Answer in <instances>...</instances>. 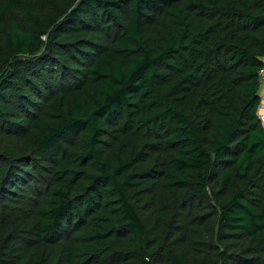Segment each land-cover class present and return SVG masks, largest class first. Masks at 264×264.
I'll list each match as a JSON object with an SVG mask.
<instances>
[{"label":"trees","instance_id":"trees-1","mask_svg":"<svg viewBox=\"0 0 264 264\" xmlns=\"http://www.w3.org/2000/svg\"><path fill=\"white\" fill-rule=\"evenodd\" d=\"M264 0H0V264H264Z\"/></svg>","mask_w":264,"mask_h":264},{"label":"rangeland","instance_id":"rangeland-1","mask_svg":"<svg viewBox=\"0 0 264 264\" xmlns=\"http://www.w3.org/2000/svg\"><path fill=\"white\" fill-rule=\"evenodd\" d=\"M260 82H261V79H260ZM261 83H264V81L261 82ZM263 98L264 97L262 96L261 97V104H260V107H259V110H258V114L263 117V118H261V121H262V124L264 125V103H263V100H262Z\"/></svg>","mask_w":264,"mask_h":264},{"label":"built area","instance_id":"built-area-1","mask_svg":"<svg viewBox=\"0 0 264 264\" xmlns=\"http://www.w3.org/2000/svg\"><path fill=\"white\" fill-rule=\"evenodd\" d=\"M259 74H260L261 82H263L264 81V66L262 67V69H260ZM259 118L261 119L263 117L259 115Z\"/></svg>","mask_w":264,"mask_h":264},{"label":"crops","instance_id":"crops-1","mask_svg":"<svg viewBox=\"0 0 264 264\" xmlns=\"http://www.w3.org/2000/svg\"><path fill=\"white\" fill-rule=\"evenodd\" d=\"M259 95L264 97V83L261 84L260 90H259ZM264 103V98L262 99Z\"/></svg>","mask_w":264,"mask_h":264},{"label":"clouds","instance_id":"clouds-1","mask_svg":"<svg viewBox=\"0 0 264 264\" xmlns=\"http://www.w3.org/2000/svg\"><path fill=\"white\" fill-rule=\"evenodd\" d=\"M264 61V60H263Z\"/></svg>","mask_w":264,"mask_h":264}]
</instances>
